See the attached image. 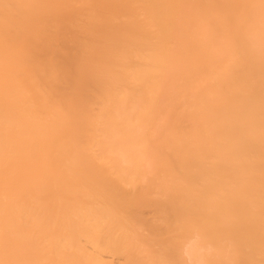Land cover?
I'll list each match as a JSON object with an SVG mask.
<instances>
[{"label": "bare ground", "instance_id": "obj_1", "mask_svg": "<svg viewBox=\"0 0 264 264\" xmlns=\"http://www.w3.org/2000/svg\"><path fill=\"white\" fill-rule=\"evenodd\" d=\"M0 264H264V0H0Z\"/></svg>", "mask_w": 264, "mask_h": 264}]
</instances>
